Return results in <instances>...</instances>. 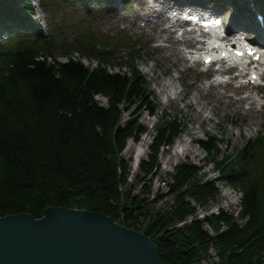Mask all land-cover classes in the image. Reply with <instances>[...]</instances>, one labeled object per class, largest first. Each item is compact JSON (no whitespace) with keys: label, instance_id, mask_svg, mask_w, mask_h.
<instances>
[{"label":"trees","instance_id":"trees-1","mask_svg":"<svg viewBox=\"0 0 264 264\" xmlns=\"http://www.w3.org/2000/svg\"><path fill=\"white\" fill-rule=\"evenodd\" d=\"M29 9V0H0L1 30L21 36L28 29L40 39L43 33L27 22ZM1 36L0 218L25 213L41 219L52 207L89 211L143 233L163 264H264V175L257 177L246 151L228 167H237L230 183L242 191L244 222L222 211L199 219L198 212H207L218 198L216 182L205 180L199 168L179 165L164 187L153 188L156 157L179 136L176 124L158 123L135 184L129 183L130 163L121 155L146 130L141 110L153 107L136 76L88 75L73 63L36 60L42 49L51 51ZM201 146L210 156L215 152ZM167 198L171 203L163 202Z\"/></svg>","mask_w":264,"mask_h":264},{"label":"water","instance_id":"water-1","mask_svg":"<svg viewBox=\"0 0 264 264\" xmlns=\"http://www.w3.org/2000/svg\"><path fill=\"white\" fill-rule=\"evenodd\" d=\"M0 264H163L143 233L89 211L52 207L44 217L0 218Z\"/></svg>","mask_w":264,"mask_h":264},{"label":"rangeland","instance_id":"rangeland-1","mask_svg":"<svg viewBox=\"0 0 264 264\" xmlns=\"http://www.w3.org/2000/svg\"><path fill=\"white\" fill-rule=\"evenodd\" d=\"M231 7H229L230 9ZM226 10L222 11L223 17L225 16ZM37 15L39 17V20L42 19L43 14L41 11H37ZM238 14L237 8H233V15L232 19L235 18ZM222 17V18H223ZM102 27L103 31L106 30V22L98 23V28ZM134 36L136 37V32H133ZM157 57L162 60L164 58V55L161 53L157 54ZM174 59L170 61V63H174ZM85 64H89L88 62ZM94 65V62L90 63V66ZM151 64V65H150ZM153 63H147L142 57L139 58L136 61V67L143 76L146 78V80L149 83L150 90L154 92V95L156 94V99L159 102V104L162 106L161 110L163 108L169 110V114L171 113H177L179 117L181 118H189V122L187 121V125L184 128V132L180 134V136L175 140L173 144V148L176 147L178 144L182 145L185 142L187 143L186 146L188 148V151L182 152V155H179L178 162H173L170 160V157L172 156L173 148L170 149L168 152L163 153V157L168 156L169 161V167L164 168V164L162 163V167L165 169V172H168L169 170L173 172V168L175 165H178L182 162H186L188 165H194L197 168L201 170L205 178H208L210 180H213L215 177L218 179L217 173H214L213 167L208 163V156L201 151L196 145L195 141L200 140L204 135L209 134L212 136H217L220 139H223L225 141L230 142V146L226 149V146L223 144L221 145V151L225 152L228 150V154H231L233 150L237 147H240L239 142L245 141L247 137L242 133V129L237 130L233 126L226 125L224 127H219L217 125L218 118L221 119V115H226L227 112L230 110V108L226 109L225 111H221L219 109L217 110V116L215 113H213L210 110L209 103L215 102L212 101L211 98H206L207 100H203L200 94H198L195 91L188 90V89H182L180 87V84L177 81L176 76H166L163 73L169 71V68L164 67L160 70H157L155 66H152ZM159 68V67H157ZM149 69L148 74H144L143 72ZM157 82H163V83H169L172 87L175 88L176 94H171L170 104L165 103V97L159 94L158 90L156 89ZM187 96V97H184ZM183 99V100H181ZM196 99V100H195ZM102 103H105V100L100 99ZM181 100V101H180ZM179 101V102H178ZM178 102V103H176ZM192 104L190 108L187 107V105ZM199 107V109H198ZM142 123L150 130L147 134H145L142 137V140L139 142V144H135L134 142H129V144L126 146L125 151L122 153V158L125 159L130 163V170H131V176L129 178V183L134 185V176L137 175V169L136 162L138 160L144 159L147 156V149L146 146L150 141V136L152 135V126L155 124L156 119H150L147 117L146 114H144L141 118ZM264 125V117H261L260 124L256 125L257 130L261 128V126ZM182 148L179 147V151ZM219 180V179H218ZM154 182V181H153ZM155 186H159V183H153V188ZM217 186L220 192V197L218 198V202L215 203V205H221L220 208L226 210L227 212L233 213L234 216L238 219V222H243V220L240 219V216L238 214L240 208H239V199L238 196L234 195V193L221 181L217 182ZM223 195L224 198H221ZM225 197H228L226 199ZM164 203L169 204L171 203V198H167ZM157 208L162 207V203H158L156 205ZM215 211L214 208L210 207V210L208 212ZM208 212L201 211L199 212V215L201 218L205 217ZM45 214V213H44ZM16 215V214H15ZM203 215V216H202ZM13 216V215H12ZM44 217V216H43ZM42 217V218H43ZM38 220V219H37Z\"/></svg>","mask_w":264,"mask_h":264},{"label":"bare ground","instance_id":"bare-ground-1","mask_svg":"<svg viewBox=\"0 0 264 264\" xmlns=\"http://www.w3.org/2000/svg\"><path fill=\"white\" fill-rule=\"evenodd\" d=\"M157 1H145L142 2L141 0H139L138 3H134L137 4L138 6V12L136 13V17L138 19H141V15L139 14L141 11H148V13H153V15L157 16V19L155 20H149L148 16H143L141 19L142 21L148 22L149 25L153 24V26H158L157 29V41H161V42H165V43H170V49L172 50V53L176 56V58L182 60V61H186L187 59V55L186 53H182L181 51H179V48H177L178 43L174 40V33L169 30V28H172L174 21H171L165 13L168 12H172V9L169 8L168 6H162V5H156ZM163 16H165V18H163ZM132 27H134L136 30H138V27L136 25H133ZM257 29L259 30V27L257 26ZM192 39V37L187 34L186 36L183 37V44H187L189 43V40ZM161 53H166L164 51H162ZM168 54V53H166ZM264 65V63H261V66ZM145 73H149V70L147 69L145 71ZM217 85H219L217 83ZM221 85V84H220ZM156 89L158 90L159 94L162 95L163 97L166 98V100H170L171 99V94L175 95L176 91L175 88L172 87L169 83H163V82H157L156 84ZM207 92V91H206ZM212 95H216L218 97V99H220L219 101H217V105L221 106V102L222 103H231L229 97L226 94H219L218 91V87L214 86L212 89ZM99 96H97L96 98H98ZM216 103V101H215ZM190 102L188 104V106H190ZM248 123V122H247ZM259 123V118L255 117L254 120L250 121L246 127L250 126V125H256ZM187 143L185 142L182 145H177L176 147L173 148L172 154L174 156H177L179 154V147L182 148L181 152H187L188 148L184 147L186 146Z\"/></svg>","mask_w":264,"mask_h":264},{"label":"clouds","instance_id":"clouds-1","mask_svg":"<svg viewBox=\"0 0 264 264\" xmlns=\"http://www.w3.org/2000/svg\"><path fill=\"white\" fill-rule=\"evenodd\" d=\"M261 19H264V16H262Z\"/></svg>","mask_w":264,"mask_h":264}]
</instances>
